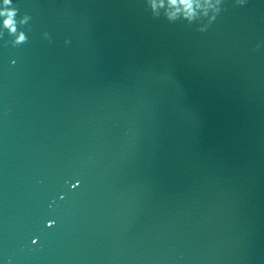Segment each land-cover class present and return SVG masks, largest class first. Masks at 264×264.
<instances>
[{
	"label": "water",
	"instance_id": "obj_1",
	"mask_svg": "<svg viewBox=\"0 0 264 264\" xmlns=\"http://www.w3.org/2000/svg\"><path fill=\"white\" fill-rule=\"evenodd\" d=\"M0 264H264V0H0Z\"/></svg>",
	"mask_w": 264,
	"mask_h": 264
}]
</instances>
